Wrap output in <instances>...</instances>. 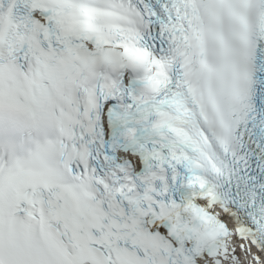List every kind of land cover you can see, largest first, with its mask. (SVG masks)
<instances>
[{"label":"snow or ice","instance_id":"6c2138e0","mask_svg":"<svg viewBox=\"0 0 264 264\" xmlns=\"http://www.w3.org/2000/svg\"><path fill=\"white\" fill-rule=\"evenodd\" d=\"M0 264H264V0H0Z\"/></svg>","mask_w":264,"mask_h":264}]
</instances>
